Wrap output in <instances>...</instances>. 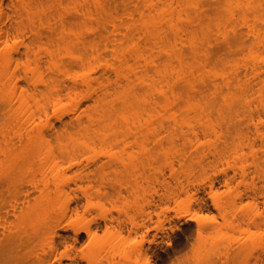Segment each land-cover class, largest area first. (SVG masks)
Masks as SVG:
<instances>
[{
	"label": "bare ground",
	"instance_id": "1",
	"mask_svg": "<svg viewBox=\"0 0 264 264\" xmlns=\"http://www.w3.org/2000/svg\"><path fill=\"white\" fill-rule=\"evenodd\" d=\"M168 145L171 176L231 158L226 187L258 179L244 214L241 196L215 206L248 234L235 256L264 264V0H0V264H131L147 226L84 223L80 193L89 207L99 157Z\"/></svg>",
	"mask_w": 264,
	"mask_h": 264
},
{
	"label": "rangeland",
	"instance_id": "2",
	"mask_svg": "<svg viewBox=\"0 0 264 264\" xmlns=\"http://www.w3.org/2000/svg\"><path fill=\"white\" fill-rule=\"evenodd\" d=\"M250 135L253 139L254 136ZM255 145V150H260V153L262 150L260 149L261 141L256 140ZM164 147L163 154L170 150V155L167 152L168 155L147 158L137 154L140 151L134 147L135 149L131 148L125 152L115 151L116 155L112 157H99L98 163L103 165L102 168L91 178V183H86L83 188V191H87L91 195L89 207H87L86 199L80 193V206L82 207L80 211L84 223L95 219L103 224V218L106 217L107 220L114 219L111 223L113 227H117L119 222H125L124 226L127 231L132 229L130 225L132 221L137 226L144 223L147 226V232L144 233L143 229H135L129 238L131 242H142L143 247L142 255L134 254L135 257L133 256L131 259V264H246V262L255 264L253 257L251 260L245 261V257L240 254L238 257L236 254L238 258L243 257L237 259L235 256L237 242L246 240L248 234H246L244 226L237 230L232 227L235 224L225 223L215 204L218 199L226 195L236 199L241 196L242 203L238 206L237 214H241L243 211L244 214L247 212V202L250 201L248 196H253V189H258L261 185L258 179H248L242 184L237 179L229 187H226L223 173L225 172L230 177L234 174L235 166L231 158L229 166H227V158L217 162L213 161L204 170L194 166L189 169L194 170L195 174L177 177L175 170L177 172L181 170L180 166H184L185 163L182 165L179 156L176 155L179 153H175L178 158L174 159L176 157L172 155L170 145ZM244 152L248 153V149H245ZM167 156L172 159H167ZM186 164H188L187 167L194 165L191 162ZM94 168L91 166L90 170H94ZM141 168H144L145 171ZM172 168L174 169L173 173H176L175 176H171ZM141 172H146L147 175L145 174L146 176L142 178L144 173ZM177 178H179V184ZM0 191H2V185H0ZM257 202L259 210L263 211V200L259 198ZM248 211L251 212V209ZM212 219L216 230H207L211 224L209 223L208 226L205 224ZM199 226L200 228L203 226L207 230L201 229L200 232L204 231L201 237L198 232ZM127 231L123 235L125 238L129 235ZM218 232L221 233L216 236ZM253 232L256 230L252 229ZM223 235H225L223 239L226 240L222 242V247L229 245L228 255L230 256H222L216 262H211L206 257V251ZM98 236L104 237L103 231H99ZM88 248H91V245L84 236L76 244L75 250L87 252ZM59 251L62 252L63 248L60 247ZM255 257L256 255H254Z\"/></svg>",
	"mask_w": 264,
	"mask_h": 264
}]
</instances>
